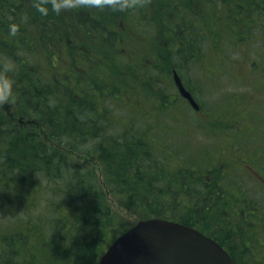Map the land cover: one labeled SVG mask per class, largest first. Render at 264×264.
<instances>
[{
    "label": "trees",
    "instance_id": "1",
    "mask_svg": "<svg viewBox=\"0 0 264 264\" xmlns=\"http://www.w3.org/2000/svg\"><path fill=\"white\" fill-rule=\"evenodd\" d=\"M96 9L61 14L51 0H0V72L7 60L16 65L7 73L14 99L0 104V264H98L132 225L121 224L124 210L196 227L237 264H264V199L239 192L245 182L264 190L248 168L264 178V137L240 135L254 126L235 125L219 108L234 104L249 117L264 109V0ZM125 20L136 30L152 25L145 31L155 37L127 66L112 59ZM70 24L101 41L90 70L80 55L91 45L79 48ZM174 71L194 98L229 73L239 90L201 116V104L195 109L177 90ZM182 189L186 201L175 192Z\"/></svg>",
    "mask_w": 264,
    "mask_h": 264
},
{
    "label": "water",
    "instance_id": "2",
    "mask_svg": "<svg viewBox=\"0 0 264 264\" xmlns=\"http://www.w3.org/2000/svg\"><path fill=\"white\" fill-rule=\"evenodd\" d=\"M179 93L198 108L178 73ZM98 264H237L224 247L197 228L159 217L140 219L117 236Z\"/></svg>",
    "mask_w": 264,
    "mask_h": 264
},
{
    "label": "rangeland",
    "instance_id": "3",
    "mask_svg": "<svg viewBox=\"0 0 264 264\" xmlns=\"http://www.w3.org/2000/svg\"><path fill=\"white\" fill-rule=\"evenodd\" d=\"M60 13L62 14L63 11H61ZM99 13H100V11H99ZM70 25L73 27L72 24H70ZM134 25H135V22H133L131 20L130 21L125 20L124 22L119 23V30H120L119 36L121 38H119L115 32V37H118L119 41L121 43V49H119V51L113 53L112 59H113V61L122 62L123 64H125V66H127L129 63H134V62L136 63L137 61H139L142 58L141 57L142 53H140V46L139 45H141L143 41L146 44V46H145L146 48L148 47L149 41H155V37L153 36V38H149L147 31H145V29L146 30L152 29L153 30L152 32H154V28L152 25H149L146 28H145V26H141L139 28V30H136L134 28ZM109 27H111V26H109ZM111 28L113 29V27H111ZM70 36L71 37L73 36V38L76 39V42L79 44V48H83V46H85V45L86 46L91 45V48H89L90 51H88V52L86 51V53L83 52V56H81L79 54L80 57L82 58V60L84 59V61L86 62L85 64H86V67L88 68V70H90V65L93 62H98L99 59L102 58L104 50L101 48V41L98 40L95 36L91 37V38L87 37L83 33L81 28H79L78 26H76V28L73 27V30H71ZM149 44H150V42H149ZM80 50H82V49H80ZM229 75L231 77H234V78H230ZM229 75L224 76L220 80L217 88H207L205 90H203V89L197 90V92L194 91V93L196 95L195 99H197L196 101L201 104L202 110H200L201 112H199L201 114V116H203V115L208 116V113H209V111L207 110L208 106L212 107L210 105L211 102L214 99H217L218 96L225 97L227 94L229 96L230 94H232V92H237L239 90L235 87V82H233V81H235V73L234 74L229 73ZM204 104H206L207 107H205ZM2 108H4V107H2ZM219 108H221L220 111H223L222 113L224 114L225 118L235 120V125L239 123L240 126L243 128L247 127V124H249L250 127L254 126L253 129L247 130L246 132L243 131V133H241L240 135H246V134L255 135V134L261 133L264 137V132H263L264 131V115L261 116L259 113V111H262L264 113V109L259 110L257 112L252 111V114H251L252 116L249 117L244 113L245 110H243V111L239 110L237 106H234V104H228V108H224L222 106ZM197 110H199V108ZM258 122H261L260 128H259ZM228 138H229V136L226 135L225 130L222 129V132L220 133V136L217 138V141L219 142V145H225ZM205 139L208 141L209 137L207 136ZM224 155H227V154H224ZM261 158H264V156ZM81 160L85 161V163H87L89 166H94L97 169L101 170V165L99 164V161L97 159H91V161H90L86 156H81ZM256 162L258 163V161H256ZM248 168H249V170H251V172H255L256 179L261 181V183H262V185H259L260 188L264 189V178L262 177V175L259 174L256 170L254 171V168H251V167H248ZM98 172H99V170H98ZM234 172H235V170H234ZM99 173L101 174V172H99ZM204 178H206V177H204ZM233 178H235V175H233ZM175 192L180 194V197L183 199V201L184 200L186 201L188 196H190L186 189H182L181 191H175ZM239 192H240V196L243 195L241 197V199L247 198L243 194V192L249 193L250 195L253 196V198H256L260 201H262L261 199H264V190L257 189V186L255 183H254V185H250V183L245 182V184H243L241 186V188L239 189ZM214 204L216 205L217 203H214ZM175 211H176V209H174L172 207V204H170V205L167 204L165 206V213L167 215H173L175 213ZM122 213H123V216L121 218V224L122 225L133 224L135 221L141 219L140 217H138V214L132 210H124ZM213 219H215V218L212 216L209 219L205 218V220H207V222L209 223L210 226H212L211 221ZM254 219H255V216H254ZM219 232L221 234V231H219ZM241 241L242 240H239L238 243L242 244Z\"/></svg>",
    "mask_w": 264,
    "mask_h": 264
},
{
    "label": "clouds",
    "instance_id": "4",
    "mask_svg": "<svg viewBox=\"0 0 264 264\" xmlns=\"http://www.w3.org/2000/svg\"><path fill=\"white\" fill-rule=\"evenodd\" d=\"M52 10L60 13L63 10L75 9L80 7L87 8H105L110 7L113 10L124 11L137 6L141 0H51ZM37 8L42 15L48 14V8L37 4ZM18 32V25L13 23L10 26V33L15 35ZM16 68L15 62L7 60L4 63V69L0 72V104L11 103L14 99V80L7 75Z\"/></svg>",
    "mask_w": 264,
    "mask_h": 264
}]
</instances>
